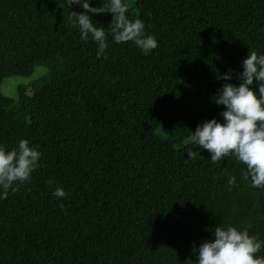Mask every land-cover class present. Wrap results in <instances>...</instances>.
<instances>
[{
  "label": "trees",
  "instance_id": "obj_1",
  "mask_svg": "<svg viewBox=\"0 0 264 264\" xmlns=\"http://www.w3.org/2000/svg\"><path fill=\"white\" fill-rule=\"evenodd\" d=\"M124 2L158 47L113 43L111 14H94L104 60L72 26L79 5L0 0V144L28 139L41 153L31 181L0 200V264H195L218 225L264 240V188L242 179L245 166L186 155L189 132L223 122L212 97L239 83L217 72L239 74L248 51L264 53V0ZM38 67L15 98L2 94L4 79Z\"/></svg>",
  "mask_w": 264,
  "mask_h": 264
},
{
  "label": "clouds",
  "instance_id": "obj_2",
  "mask_svg": "<svg viewBox=\"0 0 264 264\" xmlns=\"http://www.w3.org/2000/svg\"><path fill=\"white\" fill-rule=\"evenodd\" d=\"M74 5H79L83 11H69L72 26L78 29L81 40L87 42L91 38L96 44L98 59H108V32L93 22L94 14H111L113 43L131 42L145 54L158 47L156 37L146 33L142 19L128 18L129 9L124 0H106L103 8L90 7L89 0H66L68 9ZM241 67L239 74L232 69L222 75L217 72L218 80L230 81L235 75L239 83H224L212 97L217 106H223L220 113L223 122L211 119L197 125L194 133L189 132L191 146L186 148V155L188 159H204L201 152L207 150L214 164L225 157H234L245 166L242 179L259 189L264 188V53L248 51ZM40 157V151L28 139L18 140L11 149L0 144V200L7 199L9 192H17L22 184L31 181ZM227 184L230 188L236 186V177L229 175ZM52 195L63 200L69 193L57 187ZM60 207L63 208V204ZM212 236L213 239L194 249L195 264H264V256L256 255L264 249V240L247 229L218 225Z\"/></svg>",
  "mask_w": 264,
  "mask_h": 264
},
{
  "label": "rangeland",
  "instance_id": "obj_3",
  "mask_svg": "<svg viewBox=\"0 0 264 264\" xmlns=\"http://www.w3.org/2000/svg\"><path fill=\"white\" fill-rule=\"evenodd\" d=\"M46 72L45 68L38 67L30 76H13L2 81L1 92L3 95L15 98L20 85H26Z\"/></svg>",
  "mask_w": 264,
  "mask_h": 264
}]
</instances>
